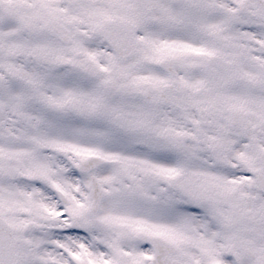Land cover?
Here are the masks:
<instances>
[{"label": "snow or ice", "instance_id": "1", "mask_svg": "<svg viewBox=\"0 0 264 264\" xmlns=\"http://www.w3.org/2000/svg\"><path fill=\"white\" fill-rule=\"evenodd\" d=\"M0 264H264V0H0Z\"/></svg>", "mask_w": 264, "mask_h": 264}]
</instances>
